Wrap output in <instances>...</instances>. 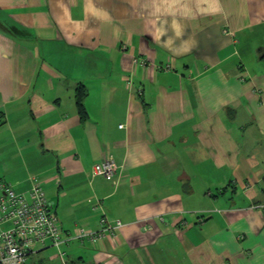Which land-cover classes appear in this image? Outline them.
<instances>
[{"label": "crops", "instance_id": "obj_1", "mask_svg": "<svg viewBox=\"0 0 264 264\" xmlns=\"http://www.w3.org/2000/svg\"><path fill=\"white\" fill-rule=\"evenodd\" d=\"M263 51L264 0H0V183L42 185L71 264H264Z\"/></svg>", "mask_w": 264, "mask_h": 264}, {"label": "built area", "instance_id": "obj_2", "mask_svg": "<svg viewBox=\"0 0 264 264\" xmlns=\"http://www.w3.org/2000/svg\"><path fill=\"white\" fill-rule=\"evenodd\" d=\"M119 166L113 157L106 158L93 165L95 175L114 179ZM94 209L103 210L101 203ZM9 224L8 228L3 225ZM96 232L86 231L81 227L74 235L76 238H88L99 242L107 236L116 237L123 226L121 220H110L106 213L99 221ZM51 241L58 248L63 264H71L62 248L64 239L59 217L52 210L45 191L39 182H34L28 193L17 192L11 183H0V263L28 264L29 255L40 243ZM74 264H83L76 262Z\"/></svg>", "mask_w": 264, "mask_h": 264}, {"label": "trees", "instance_id": "obj_3", "mask_svg": "<svg viewBox=\"0 0 264 264\" xmlns=\"http://www.w3.org/2000/svg\"><path fill=\"white\" fill-rule=\"evenodd\" d=\"M261 59L264 61V51L261 53ZM86 95H87L86 86L82 84L81 87L78 88V91L76 94V103H77V107L81 115V118L83 120H86L88 118V111L85 106Z\"/></svg>", "mask_w": 264, "mask_h": 264}, {"label": "rangeland", "instance_id": "obj_4", "mask_svg": "<svg viewBox=\"0 0 264 264\" xmlns=\"http://www.w3.org/2000/svg\"><path fill=\"white\" fill-rule=\"evenodd\" d=\"M9 226H10L9 224L3 225L4 228H8Z\"/></svg>", "mask_w": 264, "mask_h": 264}]
</instances>
